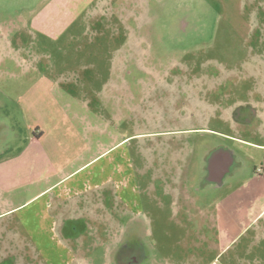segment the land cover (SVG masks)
<instances>
[{"label":"rangeland","instance_id":"1","mask_svg":"<svg viewBox=\"0 0 264 264\" xmlns=\"http://www.w3.org/2000/svg\"><path fill=\"white\" fill-rule=\"evenodd\" d=\"M20 1L0 0V156L31 144L36 163L32 183L0 193V211L13 209L0 215V263L127 264L121 254L141 235L146 264H264V171L253 168L264 164V0H32L42 10L31 29L18 25ZM170 73L200 92L195 121L147 112L151 77ZM240 103L257 110L249 125L232 117ZM84 125L92 151L76 164L97 154L85 173H123L111 201L73 200L83 226L68 238L64 223L36 216L39 197L21 205L45 188L41 154L72 151ZM183 128L203 131L171 132ZM34 131L46 136L31 142ZM222 143L242 166L220 184L204 157Z\"/></svg>","mask_w":264,"mask_h":264},{"label":"crops","instance_id":"2","mask_svg":"<svg viewBox=\"0 0 264 264\" xmlns=\"http://www.w3.org/2000/svg\"><path fill=\"white\" fill-rule=\"evenodd\" d=\"M32 2V0H21L19 3H22V6L27 8V10H25L23 7V11H19L20 14H17L18 25L22 28L31 29L37 27H33L32 24L35 23L38 13L42 9L35 8ZM47 5H49V3ZM23 23L26 26H23ZM46 90L53 93L52 90L54 89L47 88ZM84 127L85 131L81 127L80 129L74 128L75 132L70 134L72 136L69 137L72 140L71 145L74 146L72 151L66 150L65 152H58L60 158L51 153H48V155L44 153L41 154L43 159L38 161L44 167L40 169H43L46 174L45 188L42 189L37 196L25 200L21 205L23 206L31 199L39 197L41 203L38 206L36 216L42 217L44 220L49 221L50 224H58V222L66 223L68 220L75 219L77 216L73 217L71 212L68 211L74 205V203H72L73 200H75L74 202H76V200L77 202L79 200L81 201L82 199V202L88 201L91 199V197H89L90 192H97L99 196L103 194L105 203L111 201L113 197L111 196V190L109 191L110 187H112L110 184L115 180L117 182L118 178H116V175L118 173H123V169L120 172H113V169L107 171L108 166L100 171L98 173L99 175L97 172L89 171L85 173V170L89 168L97 157H99L97 154H85L88 159H86L84 163H78L79 165L76 164L80 162L82 153H89L92 151V135L94 134V130L90 125H84ZM33 133L32 138L30 137L31 142H33L35 138L39 141V139H43L44 136H46V131H42L41 133L34 131ZM56 140L64 143L59 139ZM120 143L121 142L117 144L112 143L110 148L102 150L100 156H103L105 153H107L106 157L111 153L113 154V152H115V147ZM30 145L31 144L27 145L23 150L7 157L0 156V193L4 192L5 189L16 188L17 186L22 187L33 182V179H31L33 168L31 169V167L36 163V159L33 157L32 153L29 152ZM260 147L263 149L264 144ZM51 158H53V160ZM111 158L113 159L112 155ZM121 158H124L122 154ZM45 159H48V161H44ZM260 162L262 161L260 160ZM76 165L78 166L76 167ZM262 165L264 164L262 163ZM98 195L97 197H99ZM114 196L115 199L118 200L119 198L121 201L126 202V196L128 195L125 193V187L123 188L119 185V187L115 188ZM12 210L13 209L1 210L0 215L10 213Z\"/></svg>","mask_w":264,"mask_h":264},{"label":"flooded vegetation","instance_id":"3","mask_svg":"<svg viewBox=\"0 0 264 264\" xmlns=\"http://www.w3.org/2000/svg\"><path fill=\"white\" fill-rule=\"evenodd\" d=\"M170 71H175V75H179L178 72L179 69H172ZM173 73L166 74L168 77H165V79L160 78H152L153 81H155V84L150 83L146 87L149 90V95L147 99V112H155V109L157 111V108H160V111L162 110L163 113L166 114L169 118L166 119L167 122L169 120L171 121L172 126H178V125H185V123L182 122V120L187 119L188 120H194L195 121V109L196 107H193L192 104L194 101L193 95L200 94L199 91H194L193 86H191L190 90L186 89L183 90V88H186L188 86L182 85V83L192 84V81H187L191 79H185L186 81L182 82V80L170 78V75ZM180 76V75H179ZM131 79L133 81V76H131ZM151 79L147 81H151ZM228 80V77H227ZM225 84V83H224ZM226 91L223 95V98L225 99V102L228 99V96L230 95L228 90V83H226ZM212 91H205L202 95H204V99L207 100L205 96H209V94H213L214 89H211ZM200 96V97H201ZM197 97V96H195ZM151 98V100H150ZM155 102L154 105H150V102ZM227 108L224 110V121L227 122ZM257 116V110L253 108L252 105H245V104H238L237 107L232 111V117L234 120H237L238 123L241 125H249L253 121V117ZM164 125H169V123H166ZM164 125H160L162 128H164ZM206 130V129H205ZM200 132L203 131L201 129H193V128H183L181 131L174 130L171 131L173 133H189V132ZM165 133V132H159ZM224 135V134H223ZM208 147V146H207ZM195 151V148L193 149ZM206 167H207V173H208V179L213 182H219L224 183L226 177L230 178V176L233 175L234 170L237 166H242V163H239L238 161V155L236 150L233 149H227L223 143L222 146H215L212 148H207L206 157ZM254 173L256 174H262L264 171V165H258L253 164ZM81 218H77L75 220H68L66 223L63 224L64 231L66 237L73 238L76 235H78V231L81 230V227L83 224L79 222ZM137 242L134 244L135 246L132 249V251L126 252L121 254L122 259L127 264H146L149 261L150 253L147 246V243L145 240H143V237L141 235L137 236ZM3 263H6L4 261ZM0 263V264H3ZM7 264H10L7 262Z\"/></svg>","mask_w":264,"mask_h":264}]
</instances>
